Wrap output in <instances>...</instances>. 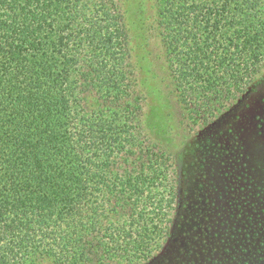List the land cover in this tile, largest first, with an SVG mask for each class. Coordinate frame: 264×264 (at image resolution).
I'll return each instance as SVG.
<instances>
[{
  "label": "trees",
  "instance_id": "obj_1",
  "mask_svg": "<svg viewBox=\"0 0 264 264\" xmlns=\"http://www.w3.org/2000/svg\"><path fill=\"white\" fill-rule=\"evenodd\" d=\"M152 1L188 119L209 125L254 96L264 141V0ZM146 100L122 0H0V264H149L175 231L174 264H264V143L181 213Z\"/></svg>",
  "mask_w": 264,
  "mask_h": 264
},
{
  "label": "rangeland",
  "instance_id": "obj_2",
  "mask_svg": "<svg viewBox=\"0 0 264 264\" xmlns=\"http://www.w3.org/2000/svg\"><path fill=\"white\" fill-rule=\"evenodd\" d=\"M122 4L131 30L134 58L139 70L141 86L147 95L145 124L151 137L164 145L175 158L180 174L177 206L183 213L185 202L195 203L199 200L197 196L204 195L198 185L200 181H207L208 177L215 178L217 182L222 181L221 173L228 159L234 157L237 163H241L248 154L254 161L262 159L260 149L264 141L260 137L257 139L252 136L254 119L245 107V103L254 96L245 94L218 114L209 125L195 126L172 92L163 49L155 26L153 1L122 0ZM262 95L258 94L256 99L260 100ZM246 112L249 114L247 115ZM241 114L246 115V118ZM238 115L242 117L236 118ZM252 139L257 140L254 146ZM207 149L210 153L204 157L203 152ZM215 153L218 155L217 158L212 156ZM220 153L223 154L222 157H219ZM213 169H215L214 177H212ZM216 193L218 195V192ZM221 193L224 194L226 191L223 189ZM222 200L217 198L215 204L221 207L229 206V202ZM179 234L180 232L175 231L164 251L157 254L149 264H174L179 249L186 248V236ZM41 264L50 263L43 261Z\"/></svg>",
  "mask_w": 264,
  "mask_h": 264
}]
</instances>
